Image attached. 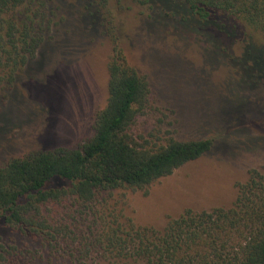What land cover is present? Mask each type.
Returning <instances> with one entry per match:
<instances>
[{"label":"rangeland","instance_id":"rangeland-1","mask_svg":"<svg viewBox=\"0 0 264 264\" xmlns=\"http://www.w3.org/2000/svg\"><path fill=\"white\" fill-rule=\"evenodd\" d=\"M177 2L163 0L172 9ZM51 7L50 29L36 57L11 84L0 79V164L31 152L73 149L93 137L95 114L108 98L112 39L118 38L127 62L147 77L152 91L137 135L154 143L211 139L214 146L147 191L103 194L98 205H107V214L163 230L187 210L232 207L250 173L264 174V83H244L230 65V56L240 58L248 42L264 46L260 32L232 21L237 39L201 36L190 18L174 20L143 0H108L102 19L90 16L97 10L89 0H52ZM89 226L73 229L82 237ZM0 235L27 246L38 262L49 261L39 242L7 229Z\"/></svg>","mask_w":264,"mask_h":264},{"label":"trees","instance_id":"trees-1","mask_svg":"<svg viewBox=\"0 0 264 264\" xmlns=\"http://www.w3.org/2000/svg\"><path fill=\"white\" fill-rule=\"evenodd\" d=\"M51 3L0 0L4 82L11 84L36 57L50 29ZM107 3L89 0L97 10L90 16L102 19L100 8ZM177 3L172 9L163 0H143L150 10L174 20L190 23V18L201 36L213 37L214 32L237 39L239 28L232 21H238L260 32L264 40V0ZM103 18L113 34L111 22ZM112 41L108 98L95 114L93 137L73 149L31 152L0 164V229L42 244L49 251L47 264H264V174L259 170L239 186L232 207L187 210L163 230L131 221L123 224L114 213H106L107 205H98L106 193L147 191L214 146L211 139L154 143L137 135L136 124L146 114L152 91L147 77L127 62L118 38ZM230 60L244 83H264V46L248 42L243 55ZM76 207L78 216L73 214ZM84 222L90 223V233L80 237L73 227ZM0 264L44 263L27 246L20 248L0 235Z\"/></svg>","mask_w":264,"mask_h":264}]
</instances>
